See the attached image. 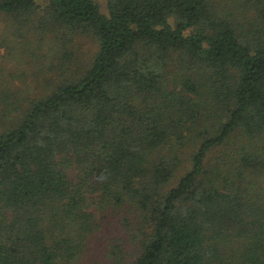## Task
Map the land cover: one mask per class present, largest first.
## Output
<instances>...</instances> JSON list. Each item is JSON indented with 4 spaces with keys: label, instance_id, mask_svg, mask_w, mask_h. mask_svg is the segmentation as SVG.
Returning <instances> with one entry per match:
<instances>
[{
    "label": "trees",
    "instance_id": "16d2710c",
    "mask_svg": "<svg viewBox=\"0 0 264 264\" xmlns=\"http://www.w3.org/2000/svg\"><path fill=\"white\" fill-rule=\"evenodd\" d=\"M106 6L0 0V264H264V0Z\"/></svg>",
    "mask_w": 264,
    "mask_h": 264
},
{
    "label": "rangeland",
    "instance_id": "374dc122",
    "mask_svg": "<svg viewBox=\"0 0 264 264\" xmlns=\"http://www.w3.org/2000/svg\"><path fill=\"white\" fill-rule=\"evenodd\" d=\"M97 1L100 3V10L102 12H105L106 13L107 12L106 0H97ZM84 46L87 47L88 44H84ZM81 57L84 58V55L81 54ZM21 69H22V67H21ZM28 80H29L30 83H33L34 82V77L32 76V74H31V76L29 75ZM109 230L110 229H107V231H109Z\"/></svg>",
    "mask_w": 264,
    "mask_h": 264
}]
</instances>
